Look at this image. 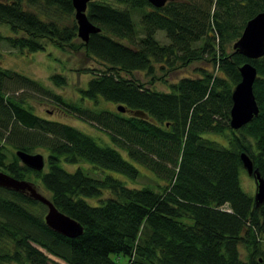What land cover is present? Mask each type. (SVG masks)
I'll return each instance as SVG.
<instances>
[{"label": "trees", "instance_id": "trees-1", "mask_svg": "<svg viewBox=\"0 0 264 264\" xmlns=\"http://www.w3.org/2000/svg\"><path fill=\"white\" fill-rule=\"evenodd\" d=\"M86 8L100 30L80 48L104 67L78 92L114 110L72 106L0 66V171L35 178L83 231L75 238L52 231L43 220L44 204L0 186V264H47L51 257L65 264H264V202L256 206L238 179L242 152L264 179V55L253 60L232 47L246 20L264 11V0H170L159 8L148 0H91ZM72 14V0H0V24L13 34L3 39L24 54L44 51L45 40L71 47L76 21L63 26L60 18ZM160 30L167 43L155 38ZM196 60H210L214 71L199 69L196 77L169 85V92L122 74L152 76L156 64L162 70ZM246 62L256 69L252 93L259 112L236 130L228 125L230 93ZM50 79L57 87L66 80L60 73ZM27 91L50 95L108 142L35 115L24 104ZM208 133L225 136L228 145L204 138ZM40 147L46 152L41 171L16 157V151ZM62 161L108 170L130 183L143 174L140 165L156 180L135 188L109 174L91 177L80 167L70 172ZM239 245L246 248L244 259Z\"/></svg>", "mask_w": 264, "mask_h": 264}, {"label": "rangeland", "instance_id": "rangeland-1", "mask_svg": "<svg viewBox=\"0 0 264 264\" xmlns=\"http://www.w3.org/2000/svg\"><path fill=\"white\" fill-rule=\"evenodd\" d=\"M132 14L133 16H135L136 12H133ZM73 17L74 14H72L71 16H66L65 18L61 17V24H63V26L65 24H69L70 22H72V20H74ZM134 18H136V16ZM136 24H138V22H136ZM8 35L13 36L9 26L6 24H0V66H2V68L6 67L8 69H12L14 72L23 74L25 77H30L36 80V82L38 81L45 87L47 92L56 95L59 94L62 99L65 100L64 102L72 106H79L83 110L89 111H97L107 108H109V110L111 111L114 110L115 106L111 105L112 103L110 104L109 102H106L102 99H97V103H94L92 101L89 102L87 101V99H83L78 92L80 88L86 87L88 85L89 78H91L93 70H99L104 67L103 64L97 63V61L85 55L84 50L80 48L81 40L78 37L77 39L73 40V44L71 45V47L69 45H66L65 47L58 44L54 45L53 42L45 40L44 42L46 43V48L44 49V51L35 52V54H24L18 52L16 49H12L9 44L4 41L3 38ZM154 36L160 43L168 42L164 36V31L162 30H160L159 32L157 31ZM210 62V60H196L193 61V63L183 65V67H180V64L173 66L174 68L164 66L162 70L159 68V64H156L154 65L155 71L152 76H149V74H147V72L145 71H133L131 74L122 72V74L125 75V77L128 79H135L139 82V84H143L144 87L161 91V93H163L169 92V85L178 82L184 77H196V75L199 73V69L214 71V67ZM54 73L63 74L66 79L65 84L57 87L54 83H52L50 76ZM22 93L26 98V103L24 104L31 106L35 115H40L47 120H56L59 123L62 122L68 125H72L78 128V130H82V132L90 134V136H93L97 140H100V143L108 142V137L103 133H99L98 130L94 126H92V124L88 123V120L79 118L77 114H74L69 109H67L69 110V112H67V110H65V108L67 107L58 105L50 95H35L32 94V91ZM204 138L214 140L216 143H221V146L228 145V141L223 135L217 136L215 134L208 133L204 136ZM8 150H12V148L8 147ZM33 152H37L39 154L42 153L44 156L46 154L45 150L41 147L39 149L35 148ZM59 166L70 172L75 171V169L78 167L82 169L84 168L85 172L91 177L99 174L100 177L103 178L104 175L109 174L114 178L117 177L122 179L126 182V184L132 185L135 188L146 186L148 182L155 184L154 180H156L152 173L148 172L147 169L140 167V165H137V168L138 171L143 174L140 175V177H138L136 182L134 183H130L128 179L124 178L120 174H114L108 170L102 171L101 169H96L94 167L92 168L86 163H76L69 165L62 161ZM30 179L35 181V178L33 177H31ZM238 179L240 181V189H243L247 194H249L250 197L254 196V179L248 175L247 171L244 168L240 169ZM35 188L45 197L50 196V194L39 185V182L35 181ZM88 201L92 202L93 204L97 202L96 200ZM260 241H262L261 246L264 251V236L260 238ZM245 249L246 248L244 246L239 245V252L241 253L242 259H244L246 255ZM47 264L65 263L64 261H60L57 258L55 259L51 257L50 261H48Z\"/></svg>", "mask_w": 264, "mask_h": 264}, {"label": "water", "instance_id": "water-1", "mask_svg": "<svg viewBox=\"0 0 264 264\" xmlns=\"http://www.w3.org/2000/svg\"><path fill=\"white\" fill-rule=\"evenodd\" d=\"M91 0H72V9H74V17L76 21V30L78 38L87 43L88 36L92 33H97L100 29L95 28L94 25L86 18V5ZM149 3L157 8L164 5L170 0H148ZM244 29L241 31L240 37L234 41L233 49L241 53L244 57L256 60L264 55V11L258 12L251 19L246 20ZM240 80L236 82L232 89L231 108L229 114V127L238 130L243 124H248L254 116H257L259 108L256 105L255 96L253 92V81H255L257 73L253 64L246 62L242 63L238 68ZM117 111L125 112L124 107L117 105ZM16 157L27 167L41 171L45 164L44 157L37 153H27L23 150L16 151ZM248 175L254 179L255 193L252 197L256 206H261L264 202V179L261 178L258 168L253 167V162L247 157L245 152L239 156ZM0 186L7 188V190H15L25 192L29 199H35L44 204L47 211L43 216L46 225L52 231H56L62 236L75 238L83 231L82 225L68 217V215L61 213L51 200L34 187L33 182L26 179H16L8 176L7 173L0 171Z\"/></svg>", "mask_w": 264, "mask_h": 264}, {"label": "bare ground", "instance_id": "bare-ground-1", "mask_svg": "<svg viewBox=\"0 0 264 264\" xmlns=\"http://www.w3.org/2000/svg\"><path fill=\"white\" fill-rule=\"evenodd\" d=\"M43 155V154H42Z\"/></svg>", "mask_w": 264, "mask_h": 264}]
</instances>
